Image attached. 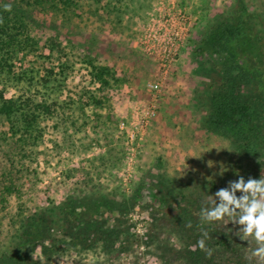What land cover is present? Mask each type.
I'll list each match as a JSON object with an SVG mask.
<instances>
[{
	"label": "rangeland",
	"instance_id": "1",
	"mask_svg": "<svg viewBox=\"0 0 264 264\" xmlns=\"http://www.w3.org/2000/svg\"><path fill=\"white\" fill-rule=\"evenodd\" d=\"M160 1L0 0V14L11 20L9 38L0 41V264H8L22 218L51 201L102 194L131 200L145 182L174 194L215 185L214 199L239 176H264L263 155L241 154L205 128L198 94H206L199 77L206 56L196 51L206 31L238 6L264 38V0H177L194 22L191 35L127 168L118 124L152 100L147 85L156 69L135 40ZM148 216L143 206L129 208L128 234L112 253L71 251L45 261L29 250L11 263L163 264L166 249L180 252L182 238L162 223L149 243ZM240 235L236 242L253 256L255 241Z\"/></svg>",
	"mask_w": 264,
	"mask_h": 264
},
{
	"label": "trees",
	"instance_id": "2",
	"mask_svg": "<svg viewBox=\"0 0 264 264\" xmlns=\"http://www.w3.org/2000/svg\"><path fill=\"white\" fill-rule=\"evenodd\" d=\"M0 18L3 42L9 38L11 20L7 14H0ZM250 19L246 8L238 6L233 16L202 36L196 51L206 56L199 72L206 94L199 93L198 101L209 132L228 138L241 154L264 156V38ZM213 189L215 185L201 184L186 194H174L145 182L131 200L102 194L51 201L22 218L6 263L26 257L29 250L38 251L40 260L45 261L71 251L112 253L121 237L127 236L122 226L129 208L136 205L149 210V243L157 237V226L162 223L180 232V252L166 249L170 254L162 257L163 264H256L244 245L235 240L238 225L200 219L201 210L211 208L216 200L210 197ZM200 239H205L211 256L197 246Z\"/></svg>",
	"mask_w": 264,
	"mask_h": 264
},
{
	"label": "built area",
	"instance_id": "3",
	"mask_svg": "<svg viewBox=\"0 0 264 264\" xmlns=\"http://www.w3.org/2000/svg\"><path fill=\"white\" fill-rule=\"evenodd\" d=\"M149 13L145 26L138 29L135 40L138 49L152 60L155 79L147 85L151 101L131 108L130 116L118 124V133L127 146L126 164L130 169L136 163V154L142 143L144 129L155 117L161 99V88L174 74L176 63L187 44L193 21L189 12L178 5L177 0L160 1Z\"/></svg>",
	"mask_w": 264,
	"mask_h": 264
},
{
	"label": "clouds",
	"instance_id": "4",
	"mask_svg": "<svg viewBox=\"0 0 264 264\" xmlns=\"http://www.w3.org/2000/svg\"><path fill=\"white\" fill-rule=\"evenodd\" d=\"M4 9L11 11V5H5ZM212 166L213 163L208 161V167ZM237 192L241 193L239 197ZM214 196L216 200L211 202L213 206L203 208L200 219L206 223L231 222L238 225V235L242 233L240 239L251 238L255 241L257 247L252 255L258 258L259 264H264V176L260 179L249 177L247 181L239 176L237 180L229 181L227 187L219 189ZM203 236L207 238L208 233L205 231ZM197 246L211 256V250L206 249L205 239L198 240Z\"/></svg>",
	"mask_w": 264,
	"mask_h": 264
}]
</instances>
